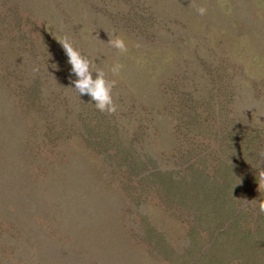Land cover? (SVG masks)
Wrapping results in <instances>:
<instances>
[{
  "label": "rangeland",
  "instance_id": "rangeland-1",
  "mask_svg": "<svg viewBox=\"0 0 264 264\" xmlns=\"http://www.w3.org/2000/svg\"><path fill=\"white\" fill-rule=\"evenodd\" d=\"M0 264H264V0H0Z\"/></svg>",
  "mask_w": 264,
  "mask_h": 264
},
{
  "label": "clouds",
  "instance_id": "clouds-1",
  "mask_svg": "<svg viewBox=\"0 0 264 264\" xmlns=\"http://www.w3.org/2000/svg\"><path fill=\"white\" fill-rule=\"evenodd\" d=\"M200 15L206 13L205 8H200ZM109 43L119 54L128 52V44L122 36L110 38ZM65 53L68 57V63L71 65L70 75L73 77L72 84L78 90L80 96H89L95 103L97 109L101 112L115 113L117 105L113 96V90L116 81L108 78V74L101 69L93 71L92 61L86 57L77 47L65 38ZM124 65L120 63L119 58L111 66L110 71L113 76H118L123 71Z\"/></svg>",
  "mask_w": 264,
  "mask_h": 264
}]
</instances>
